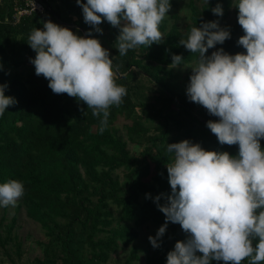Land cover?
I'll use <instances>...</instances> for the list:
<instances>
[{
    "label": "trees",
    "instance_id": "16d2710c",
    "mask_svg": "<svg viewBox=\"0 0 264 264\" xmlns=\"http://www.w3.org/2000/svg\"><path fill=\"white\" fill-rule=\"evenodd\" d=\"M28 1L0 0V84H7L5 95L17 101L0 117V184L14 179L24 185V195L9 220L5 217L9 206L2 207L0 248L11 264L20 259L22 241L15 230L22 212L45 236L38 242L40 256L32 264H106L113 254L128 248L124 264L137 262L139 248L133 244L140 232L151 228L156 235L165 223L154 198L171 194L166 164L172 156L167 144L189 140L207 151L238 155V146L220 145L206 127L218 118L187 97L192 73L177 82L171 65L172 55L183 57L179 67L195 62L196 54L179 41L186 39L191 27L204 22L218 21L231 34L206 55L220 48L230 55L246 54L238 45L244 35L238 9L234 0L208 4L187 0L188 12L179 14L180 0H170L171 9L160 25L161 43L139 46L123 57L111 44L119 29L104 21L103 34L93 31L92 38L109 47L113 65L119 66L116 82L126 87L127 95L121 106L110 108L108 127L100 134L99 120L83 102L54 94L48 81L35 74L30 59L36 53L27 44L31 30L48 20L80 36L92 31L84 23L82 9L76 0H35L44 12L33 11L15 22L16 8ZM217 3L222 16L211 11ZM120 118L126 120L123 131L115 127ZM260 143L264 148V140ZM164 203L162 198L160 204ZM186 239L180 225L169 223L158 241L161 246L143 250L142 264H167L168 252Z\"/></svg>",
    "mask_w": 264,
    "mask_h": 264
},
{
    "label": "clouds",
    "instance_id": "9594fccd",
    "mask_svg": "<svg viewBox=\"0 0 264 264\" xmlns=\"http://www.w3.org/2000/svg\"><path fill=\"white\" fill-rule=\"evenodd\" d=\"M76 4L92 31L80 36L51 20L42 22L43 27L33 28L28 36L27 44L36 53L30 63L54 94L83 102L99 120L103 134L110 108L124 103L127 89L117 84L119 66L92 38L93 31L102 35L104 21L119 29L115 47L123 57L139 46L161 43L160 25L171 4L170 0H76ZM234 4L244 32L238 45L246 54L230 55L220 48L206 55L231 38L230 30L218 21L191 27L186 39L179 41L196 54L187 97L218 118L206 127L219 144L238 146L239 151L236 156L207 151L189 140L167 144L172 156L166 164L171 194L154 198L166 219L155 237L148 239L159 248L169 223L180 225L187 235L168 252L167 264H264V148L260 143L264 140V0H234ZM211 11L223 15L219 3ZM171 59L174 68L184 61L181 55ZM7 88L0 84V117L17 103L5 95ZM23 195L24 185L18 180L0 184V207H14Z\"/></svg>",
    "mask_w": 264,
    "mask_h": 264
},
{
    "label": "rangeland",
    "instance_id": "374dc122",
    "mask_svg": "<svg viewBox=\"0 0 264 264\" xmlns=\"http://www.w3.org/2000/svg\"><path fill=\"white\" fill-rule=\"evenodd\" d=\"M187 0H180L178 4V8L176 9V12L179 14H183L182 10L185 9V4ZM181 11V13H180ZM114 40L111 41L112 45H115ZM106 49L109 51V47L106 45ZM195 66V62H192L188 65H183L181 67L175 68V72L177 74V82H180L186 75L187 72H191V68ZM126 120L118 119L115 123V127L118 129H121L123 131V125L125 124ZM128 123V122H127ZM129 149L134 152V147L132 145H128ZM141 150V148H139ZM3 208L0 207V216L3 213ZM14 215V207L9 206L8 209H6L5 217L6 220H9ZM17 221V227L15 232L17 233V236L22 241V255L20 259L16 260V264H32L34 259L38 256H40V250L38 247V242L44 241L45 236L40 231L39 227L30 222L25 215L21 212L18 216ZM152 236L155 237L154 230L151 228L142 230L139 234V237L137 241L133 244L136 247L139 248L138 255L140 259L137 262H133L132 264H142L143 263V250L151 245L149 242L148 237ZM130 248L119 251L116 254H113L111 259L106 264H124L125 259L129 255ZM15 258V257H14ZM0 264H11L8 257L3 255V251L0 248Z\"/></svg>",
    "mask_w": 264,
    "mask_h": 264
},
{
    "label": "built area",
    "instance_id": "2783aa9c",
    "mask_svg": "<svg viewBox=\"0 0 264 264\" xmlns=\"http://www.w3.org/2000/svg\"><path fill=\"white\" fill-rule=\"evenodd\" d=\"M44 10H45L44 6L40 4L38 1L29 0L25 4V7L16 8V11L12 16V18L14 19L15 22H17L21 16L30 15L33 11L42 14Z\"/></svg>",
    "mask_w": 264,
    "mask_h": 264
},
{
    "label": "water",
    "instance_id": "95a60500",
    "mask_svg": "<svg viewBox=\"0 0 264 264\" xmlns=\"http://www.w3.org/2000/svg\"><path fill=\"white\" fill-rule=\"evenodd\" d=\"M83 36H86V34H85V33H83Z\"/></svg>",
    "mask_w": 264,
    "mask_h": 264
}]
</instances>
